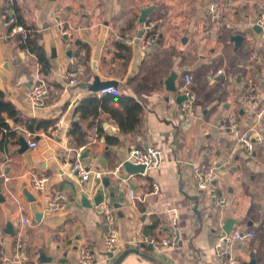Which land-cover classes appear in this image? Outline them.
I'll return each instance as SVG.
<instances>
[{
	"label": "crops",
	"instance_id": "0c3cea01",
	"mask_svg": "<svg viewBox=\"0 0 264 264\" xmlns=\"http://www.w3.org/2000/svg\"><path fill=\"white\" fill-rule=\"evenodd\" d=\"M214 2L228 6L216 20L209 15ZM152 6L146 22H154L158 39L143 48L140 16ZM263 8L264 0H14V6L0 0V90L19 112L14 119L4 113L9 129L3 132L17 136L6 145L0 134V264L1 251L12 254L19 242L27 264H80L84 245L95 250V264H115L126 253L121 264H223L215 242L230 219L257 233L236 246L235 257L242 264H264V147L249 155L222 128L227 114H236L241 128H253L264 144V116L257 114L264 107V34L255 29ZM13 12L44 46L51 64L47 74L22 47L20 35L3 24L2 16ZM66 30L73 33L71 46ZM233 34L244 37L240 46L231 41ZM119 43L130 46V52ZM71 57L81 66L75 85L65 80ZM173 73L177 92L167 88ZM185 74L195 80L197 97L190 126L178 112ZM96 76L117 81L116 94L132 96L141 105L135 130L122 131L103 111L81 120L76 107L92 91L79 84L93 83ZM39 78L48 92L37 108L28 93ZM253 84L259 97L248 104L244 95ZM112 105L123 109L116 101ZM26 118L51 122L30 131L22 121ZM59 121L63 128L55 131ZM75 126L86 132V142L71 137ZM21 136L38 145L21 148ZM146 145L161 147L164 162L143 174L127 172L130 150ZM77 154L92 171L87 182L72 171ZM202 163L218 170L216 182L228 199L223 213L197 185L195 168ZM44 175L49 177L46 190H33ZM106 175L112 184L122 179L115 201L120 207L102 185ZM100 192L118 216L120 246L112 257L104 245L106 224L93 209ZM60 193L68 207L51 213L48 203ZM170 216L181 227L179 244H152L169 236ZM8 224L13 233L7 232ZM42 253L49 262L40 260Z\"/></svg>",
	"mask_w": 264,
	"mask_h": 264
},
{
	"label": "built area",
	"instance_id": "2783aa9c",
	"mask_svg": "<svg viewBox=\"0 0 264 264\" xmlns=\"http://www.w3.org/2000/svg\"><path fill=\"white\" fill-rule=\"evenodd\" d=\"M12 6H14V0H7ZM228 6L223 5L219 2L212 3L209 9V15L215 20L223 16L227 12ZM3 24L8 26L13 34H18L23 41H26L29 37L30 31L19 23L16 12L12 14H4L2 16ZM257 25L261 29V33L264 34V8L258 16ZM144 29L142 31L141 43L143 48H148L158 39V33L156 32V25L154 22L145 21L143 23ZM68 41L67 44L71 46L73 41V33L70 30H66ZM71 68L67 70L65 74V80L70 85L77 84L78 77L80 76L81 66L78 64L75 57L70 58ZM185 85L183 87V94L186 99L183 100L179 107V114L187 122V126H190L191 119L194 117V109L196 102V95L192 91V86L195 84V80L190 74H185ZM118 91L115 86L104 87L100 90L101 94L104 93H116ZM48 92V84L44 79L39 78L36 85H34L28 93V100L34 107H41L44 104V96ZM259 97L258 86L253 84L250 89L244 95V101L251 104L254 100ZM259 119L264 116V107L258 111ZM63 128V122L59 121L55 126V131H59ZM222 128L228 130L229 133L236 139V145L243 150L247 151L249 155H252L256 148H263V140L260 136H256L251 129H242L236 114H227L222 122ZM30 147H36L38 141L33 140L30 142ZM76 159L72 162V171L78 174L80 181L87 182L92 176V171L89 167L85 166L82 158L79 154ZM127 161L132 162L135 165L145 166V172L147 170L158 169L164 162L163 149L152 145H146L142 147H134L129 152ZM119 168H117L114 174H118ZM100 174V173H99ZM196 181L198 187L207 193H209L213 205L219 209L220 213L224 212V209L228 203L227 196L219 187L216 180L218 177V170L213 165L198 164L195 168ZM49 177L47 175L41 176L33 183V190L43 192L48 186ZM68 207L67 197L60 193L57 197L53 198L48 203V208L51 213L64 211ZM95 213L101 217L106 224L107 233L104 239L105 250L107 252H115L119 248V237L116 229V222L118 216L113 209L110 202L102 201L94 206ZM29 219H24L23 223L28 224ZM166 226L168 227L169 236L161 242H154L152 244L158 246L174 247L179 244L181 238V227L176 216H170L166 219ZM257 235L256 231L244 229L241 226H235L231 232L226 233L222 231L217 237L215 244V253L220 258L223 264H242L235 257L236 246L239 243H244L249 239H253ZM27 264L21 254V243L19 242L14 248L12 254H7L5 250L1 251V264ZM80 264H95L96 263V252L90 246L84 245L80 250Z\"/></svg>",
	"mask_w": 264,
	"mask_h": 264
},
{
	"label": "trees",
	"instance_id": "16d2710c",
	"mask_svg": "<svg viewBox=\"0 0 264 264\" xmlns=\"http://www.w3.org/2000/svg\"><path fill=\"white\" fill-rule=\"evenodd\" d=\"M18 16V14H17ZM19 23L22 24L21 19L18 16ZM23 25V24H22ZM29 30V29H28ZM22 47L27 49L29 52L33 53L36 57V61L41 66V72L47 74L50 69L49 56L37 38L33 37L29 33V37L26 41H23L19 36ZM119 45L130 52V46L119 43ZM131 53L125 54V65H129L131 58ZM4 94L0 90V134L3 136V142L8 145L12 139V136H17L16 132H3V128L9 129V124L6 121L4 113L11 118H17L19 116L18 110L15 106L7 101H4ZM116 101L119 103L123 109L120 110L118 107L112 105V102ZM142 110L141 105L132 96L127 94H116V93H106L103 96H98L97 93H90L76 107V113H79L81 120H87L89 118H96L100 111L107 112L113 117V119L118 123L122 131L128 132L135 130L137 126L141 123L140 112ZM18 120V119H17ZM26 123L30 131L39 129L43 126L50 125V122L37 119V118H26L22 120ZM71 137H74L76 141L86 142L87 134L82 129V127L75 126L71 129L69 133Z\"/></svg>",
	"mask_w": 264,
	"mask_h": 264
},
{
	"label": "water",
	"instance_id": "95a60500",
	"mask_svg": "<svg viewBox=\"0 0 264 264\" xmlns=\"http://www.w3.org/2000/svg\"><path fill=\"white\" fill-rule=\"evenodd\" d=\"M155 9L154 6L152 7H149L145 10L142 11V14L140 16V22L141 23H144L146 20H147V17L149 16V14ZM259 33H261V29L260 27L257 25L256 28H255ZM67 38V35L66 37ZM243 36L240 35V34H233L231 36V41H234L236 43L237 46H240L242 44V40H243ZM68 55L69 56H73V52L72 50H70L68 52ZM176 78V73H173L168 79V82H167V88L168 90L170 91H173V92H177L178 88L176 87V82H175V79ZM119 85V83L117 81H114V80H104L102 81L100 79V77L96 76L95 79H94V82L93 83H90V84H79V87L80 88H88L90 91L92 92H99L100 90L104 89V87H108V86H115L117 87ZM178 102L181 103L183 100L186 99L185 95L184 94H179L178 95ZM78 124V121L74 122V125ZM110 132H114V130L110 129L109 130ZM20 142H21V148H26L28 146L29 148V142L25 139V137L21 136L20 137ZM124 166H125V170L129 173H134V174H143L145 172V166H141V165H135L133 164L132 162L130 161H126L124 162ZM122 182V179L121 178H117V182L112 184V179H111V176L110 175H106L104 177H102V185L105 189H107L109 191V195H110V201L111 203H114L115 207H120L119 204H117L115 201H116V188L117 186ZM125 193L126 192H123V198H121V202H124L125 201ZM104 198H105V194L103 192H100L97 194V196L95 197V202L96 204H99L101 203L102 201H104ZM235 223H236V219H230L227 221L226 223V226L224 227V230L226 233H229L231 232V230L234 228L235 226ZM7 232L9 233H13V229H11V225L8 224V227H7ZM151 248H153V246H150ZM134 253L136 254H140L142 257H148V258H151V256H148L147 254H142L140 253V251L138 249H133L132 250ZM108 254L112 257L114 256V253L113 252H108ZM127 254V253H126ZM126 254L124 256H122L121 258H119L118 260H116L115 264H121V261L126 257ZM41 261L43 262H49L50 260H47L46 257H45V254L42 253L41 254V258H40ZM254 264V263H252Z\"/></svg>",
	"mask_w": 264,
	"mask_h": 264
}]
</instances>
